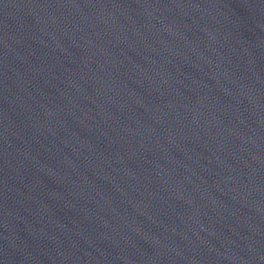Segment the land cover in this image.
I'll list each match as a JSON object with an SVG mask.
<instances>
[{"label":"water","instance_id":"1","mask_svg":"<svg viewBox=\"0 0 264 264\" xmlns=\"http://www.w3.org/2000/svg\"><path fill=\"white\" fill-rule=\"evenodd\" d=\"M0 264H264V0H0Z\"/></svg>","mask_w":264,"mask_h":264}]
</instances>
